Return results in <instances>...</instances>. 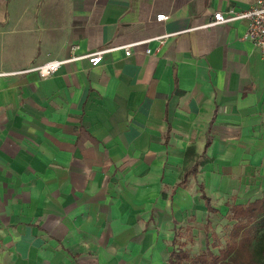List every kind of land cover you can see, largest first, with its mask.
I'll return each instance as SVG.
<instances>
[{
    "label": "crops",
    "instance_id": "crops-1",
    "mask_svg": "<svg viewBox=\"0 0 264 264\" xmlns=\"http://www.w3.org/2000/svg\"><path fill=\"white\" fill-rule=\"evenodd\" d=\"M255 1L0 0V264H168L204 218L218 253L210 216L264 196V58L207 24Z\"/></svg>",
    "mask_w": 264,
    "mask_h": 264
},
{
    "label": "trees",
    "instance_id": "trees-1",
    "mask_svg": "<svg viewBox=\"0 0 264 264\" xmlns=\"http://www.w3.org/2000/svg\"><path fill=\"white\" fill-rule=\"evenodd\" d=\"M186 175L177 185L184 184ZM199 190L208 211H213L202 185ZM229 219L234 223L225 246L218 253L208 248L193 259L183 250H173L168 264H264V196L247 205L232 206ZM258 220L262 221L261 231L255 234L253 224Z\"/></svg>",
    "mask_w": 264,
    "mask_h": 264
},
{
    "label": "built area",
    "instance_id": "built-area-1",
    "mask_svg": "<svg viewBox=\"0 0 264 264\" xmlns=\"http://www.w3.org/2000/svg\"><path fill=\"white\" fill-rule=\"evenodd\" d=\"M166 15L160 14L156 17V20H164ZM234 20H244L246 22V30L244 38L249 40L260 52L264 58V0H256L251 6L241 11L228 10L226 14L221 12H214L213 20L207 25H214L220 23H228ZM124 48L125 55L130 54V45L122 46ZM75 44L71 45V50H76ZM109 49L97 50L87 54L74 55L65 60H51L43 64L37 65L30 70L36 71L39 76L46 77L54 74L58 68L67 62L86 58L92 66L98 65L102 61L103 54ZM159 48H156L154 52H158ZM146 53L149 49L145 50Z\"/></svg>",
    "mask_w": 264,
    "mask_h": 264
},
{
    "label": "rangeland",
    "instance_id": "rangeland-1",
    "mask_svg": "<svg viewBox=\"0 0 264 264\" xmlns=\"http://www.w3.org/2000/svg\"><path fill=\"white\" fill-rule=\"evenodd\" d=\"M190 216V215H189ZM211 220V225H210V229L206 230L208 231V239L209 242H219V245L221 247L225 246V243L227 242V239L229 237V231L231 229L232 226V222L227 220V218L225 217V215H212L210 216ZM206 222V219H202L200 223H196V221H194L193 223L197 224L198 230L195 231V233H193L194 235H192V228H189V231H181V236L179 237L180 239H185L187 241H193V244H189V248L187 249L189 256H194L196 254H198L200 251H202L203 249H201L203 247V237H204V231H203V226L204 223ZM192 224V223H191ZM261 225H262V221L258 220L253 224V229H252V233L255 234H259V232L261 231ZM193 237L195 239H193ZM213 252H217V247L216 248H211Z\"/></svg>",
    "mask_w": 264,
    "mask_h": 264
}]
</instances>
